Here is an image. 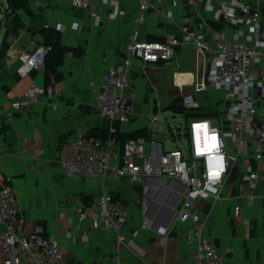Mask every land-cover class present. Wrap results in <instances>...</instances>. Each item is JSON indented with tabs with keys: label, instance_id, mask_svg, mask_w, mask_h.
I'll use <instances>...</instances> for the list:
<instances>
[{
	"label": "crops",
	"instance_id": "crops-1",
	"mask_svg": "<svg viewBox=\"0 0 264 264\" xmlns=\"http://www.w3.org/2000/svg\"><path fill=\"white\" fill-rule=\"evenodd\" d=\"M213 1L204 0L197 8L177 4L142 11L138 0H100L99 20L95 21L88 10L71 0H29L31 13L19 10L24 26L15 35L10 32L13 15L7 11L6 0H0V183H8L17 193L26 231L55 237L67 248L63 264H105L115 253L113 231L92 227L90 217L78 220V206H88L103 192L121 197L128 209L121 233L125 243L118 251L121 264H197L185 238L190 221L177 219L185 183L159 175L135 180L130 175L118 178L113 174L76 179L66 174L63 162L74 155L75 138L91 130L126 137L146 128L162 143V149L177 145H167L168 139L162 136L171 131L170 114L179 113L170 104L183 94L195 92V84L206 69L193 43L179 46L175 58L161 63L145 66L141 58L132 57L125 90V94H135L129 121L112 120L99 113L96 93L109 68L126 58L125 47L135 29L143 40L177 39L182 25L204 32L207 43L214 32L231 35L234 27L218 21L208 9ZM248 1L264 4V0ZM166 8L173 11V18L165 17L161 10ZM211 21L221 27L214 28ZM43 26L58 29L61 43L80 47L81 54L69 52L63 57L58 66L60 77L46 73L44 67L20 76L19 54L44 44V35L38 30ZM33 83L55 84L58 94H39L28 107L14 108L12 103L24 97ZM209 90L195 93L196 99L217 112L210 118L228 126L224 92ZM255 94L260 92L255 90ZM259 113L264 120V95ZM154 114L158 117L151 119ZM120 149L118 142L116 155ZM152 149L147 144L146 152ZM248 169L258 173L253 189L243 178ZM138 185L147 188L141 205L136 203ZM236 206L240 207L239 214L235 213ZM195 208L205 222V233L222 251L223 264H264V157L258 161L253 151L241 155L227 174L219 198H198ZM146 219L155 227H165L166 237L143 228ZM0 264H6L1 254Z\"/></svg>",
	"mask_w": 264,
	"mask_h": 264
},
{
	"label": "built area",
	"instance_id": "built-area-1",
	"mask_svg": "<svg viewBox=\"0 0 264 264\" xmlns=\"http://www.w3.org/2000/svg\"><path fill=\"white\" fill-rule=\"evenodd\" d=\"M89 11L99 20L100 0H71ZM142 11L166 5L197 8L204 0H138ZM218 21L234 27L231 35L214 32L210 43L204 32L182 25L180 35L173 40H143L135 29L127 41L126 58L112 65L98 87L95 108L112 120L127 122L133 114V91L125 94L129 85L132 57H139L146 66L161 63L176 57L178 47L193 43L196 52L205 60L206 69L195 84V92L183 94L185 107L198 106L195 93L215 89L224 92L227 111L226 122L213 118H192L187 122L188 147L179 145L162 149V143L153 137H131L120 144V153L115 154L118 141L114 137L105 140L79 134L73 144L75 153L63 162L66 174L72 178L104 177L113 174L120 178L130 175L134 180L141 176L159 175L165 179H179L186 184L185 198L177 213L180 221H190L185 238L195 254L197 264H223L222 251L205 233V222L195 208L198 198L214 196L218 199L221 187L231 167L241 155L261 161L264 157V120L259 113L261 96L264 95V4L253 5L248 0H215L208 5ZM165 17L173 18L169 8L161 10ZM49 47L39 44L33 49H24L19 54L20 76L33 69L43 68ZM255 90L260 95L255 94ZM46 94L55 97V84H31L24 97L15 100L16 109L28 107L34 96ZM154 114L151 119H156ZM228 138L235 143L230 151ZM154 147L146 152V146ZM117 157V161L115 158ZM249 189L256 186L258 173L248 169L243 175ZM147 194L145 190L144 197ZM240 207H235L239 214ZM19 197L8 183H0V254L6 264H63L67 248L52 236H45L23 228ZM78 220L90 217L92 227L111 230L116 235V251L105 264H121L119 248L125 243L122 229L126 223L128 209L124 200L114 194L103 192L95 195L88 206L77 208ZM143 228L153 230L164 239L167 230L155 227L146 219Z\"/></svg>",
	"mask_w": 264,
	"mask_h": 264
},
{
	"label": "trees",
	"instance_id": "trees-1",
	"mask_svg": "<svg viewBox=\"0 0 264 264\" xmlns=\"http://www.w3.org/2000/svg\"><path fill=\"white\" fill-rule=\"evenodd\" d=\"M6 2L7 11H10V13L13 15V27L11 28L10 32L16 35L18 34V29L24 26V22L19 14V10L26 11L28 14L31 13L28 7L29 0H6ZM211 24L216 29H219L221 27V24L216 21H211ZM38 30L44 35V44L49 47L45 60L49 64L50 72H54L57 77H60V73L58 72V66L62 63L63 57L69 52H72L75 55H80L81 49L80 47H73L62 44L60 41L61 33L58 29H55L51 26H43L39 27ZM4 47L5 46H3V48ZM170 106L174 111L184 114L187 122L189 119L192 118H209L210 116H213L217 113L215 110H213V107L208 103L199 102L198 106L196 107H185L182 103L181 96L175 98L170 104ZM87 135L100 138L102 140H105L108 137H114L119 143H124L128 138L131 137L141 136L145 137L148 140L152 138L146 128L134 132L126 137L118 134L115 137L116 133H109L105 130L101 131L100 133H93V130H91V132Z\"/></svg>",
	"mask_w": 264,
	"mask_h": 264
},
{
	"label": "rangeland",
	"instance_id": "rangeland-1",
	"mask_svg": "<svg viewBox=\"0 0 264 264\" xmlns=\"http://www.w3.org/2000/svg\"><path fill=\"white\" fill-rule=\"evenodd\" d=\"M209 91L210 90H208V92ZM169 117H170L171 131L166 133V135L162 134L163 137H166L168 139L166 144L169 145V143L170 144L174 143L182 147L184 150H186L188 147V136L186 134V128H185L187 124V120L184 114L177 113L175 116H172V114H170ZM230 141H231V138H228V147L230 151H233L235 148V144H233V141L232 143Z\"/></svg>",
	"mask_w": 264,
	"mask_h": 264
},
{
	"label": "water",
	"instance_id": "water-1",
	"mask_svg": "<svg viewBox=\"0 0 264 264\" xmlns=\"http://www.w3.org/2000/svg\"><path fill=\"white\" fill-rule=\"evenodd\" d=\"M44 69H45V72L46 73H50L49 64L47 62H45V64H44ZM146 189L147 188L146 187H143L142 185H138L136 187V191L138 193V197L136 199L137 205H141L142 204L143 195H144Z\"/></svg>",
	"mask_w": 264,
	"mask_h": 264
}]
</instances>
